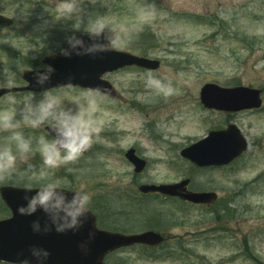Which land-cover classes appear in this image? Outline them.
<instances>
[{"label": "rangeland", "instance_id": "374dc122", "mask_svg": "<svg viewBox=\"0 0 264 264\" xmlns=\"http://www.w3.org/2000/svg\"><path fill=\"white\" fill-rule=\"evenodd\" d=\"M55 3L0 0V14L15 21L13 28H0V87L7 86L5 74L12 76V87L23 86L24 70L66 46L72 22L55 20ZM84 7L128 34L123 50L160 60L162 67L155 73L127 69L107 75L122 102L83 89L53 91L66 103L84 106L86 94H97L92 118L100 129L92 151L69 165L72 172L62 167L57 175L91 193V206L108 228L123 229L119 220H134V206L141 202L185 222L168 228L178 238L162 249L122 250L110 255L107 264H264V113L239 118L252 147L236 165L199 170L180 156L187 144L225 125V116L206 112L200 103L205 84L264 86V0H85ZM38 35L45 38L36 39ZM136 36L139 42L133 40ZM251 38L260 42L255 49ZM148 74L157 81L153 87L146 86ZM29 95H9L0 112L13 106L12 98L19 104ZM131 147L149 159L141 177L124 156ZM29 161L38 165L41 158L36 154ZM185 178L219 195L220 220H213L212 211L162 196L145 198L139 191L144 183ZM5 184L25 187L20 182L0 187ZM8 213L0 200V218Z\"/></svg>", "mask_w": 264, "mask_h": 264}, {"label": "clouds", "instance_id": "9594fccd", "mask_svg": "<svg viewBox=\"0 0 264 264\" xmlns=\"http://www.w3.org/2000/svg\"><path fill=\"white\" fill-rule=\"evenodd\" d=\"M84 4L85 0H56L55 20L72 22L70 34L65 37L66 46L59 48L58 55L95 57L127 45L126 32L118 33L102 16L87 12ZM32 72L35 85L41 90L19 104L12 98L13 106L0 112V184L25 185L24 203L18 206L17 213L25 217L41 213L31 222L34 234L78 232L92 211L91 193L83 185L74 186L65 176L57 175V170L63 167L72 172L69 165L80 160L98 141L100 129L92 118L98 96L86 94V106L66 103L46 87L56 72L53 65L40 63L33 66ZM2 79L9 88L13 86L10 74ZM145 82L148 87L157 84L151 74ZM34 130L39 134L34 136ZM36 154L41 158L38 165L29 161ZM94 235L89 232L87 239L80 242L82 253H88ZM50 257L47 248L33 244L14 264H50ZM0 264L6 262L0 259Z\"/></svg>", "mask_w": 264, "mask_h": 264}, {"label": "water", "instance_id": "95a60500", "mask_svg": "<svg viewBox=\"0 0 264 264\" xmlns=\"http://www.w3.org/2000/svg\"><path fill=\"white\" fill-rule=\"evenodd\" d=\"M13 24L12 19L0 15L1 27H12ZM43 63L51 64L56 69L51 82L46 86L50 91L74 87L95 91L114 99L120 98V94L104 79L107 74L131 67L156 71L161 64L157 60L138 57L116 49L95 57L74 55L66 58L56 53L45 58ZM33 76L32 71L24 73L23 80L28 83L26 87L0 88V99L11 92L40 91ZM201 101L206 108L224 112H239L259 108L261 105L258 91L244 87L223 88L215 84L206 85L202 89ZM246 148L247 143L239 130L230 126L227 131L212 132L207 139L185 149L182 156L198 167H224L230 165ZM126 158L135 167L136 174L145 168V162L136 156L135 150H129ZM187 185L188 181L170 186H144L141 191L145 194L159 192L194 204L211 205L216 202L215 194L191 193L187 191ZM25 193L26 189L12 187L1 189V197L12 214L11 218L0 221V259L6 264H14L20 254H27L28 247L33 244L50 251V264H105V257L118 249L135 244L158 246L164 242V238L154 232L128 236L98 230L96 218L92 213L78 232L60 234L53 231L47 235L34 234L31 222L41 213L32 217L20 216L17 213L18 206L24 203ZM89 232L95 235L89 242L88 253L84 254L78 246L87 239Z\"/></svg>", "mask_w": 264, "mask_h": 264}, {"label": "flooded vegetation", "instance_id": "af4514ba", "mask_svg": "<svg viewBox=\"0 0 264 264\" xmlns=\"http://www.w3.org/2000/svg\"><path fill=\"white\" fill-rule=\"evenodd\" d=\"M263 44H264V41H263ZM253 46H256V41H253ZM252 88H256V89H261L262 90V94H261V98H262V100H261V107L259 109H252V110L242 111V112H239V113H224V112H219V111H216V110L204 109L206 112L216 113V114H220V115H223V116L226 117L225 125H222V126H220L219 128H216V129H222V128H224L223 126H227L230 123H236L238 125L239 118L241 116H244V115L256 116L257 114L264 113V87H262L260 85H253ZM152 135H154V134H152ZM249 142H250V139H249ZM188 145H190V144H187L186 146H188ZM137 154L139 155L140 158H142V159H144V160L147 161V168H148V166H149V159H148V157L145 154H143L140 149H137ZM143 174H145V172L139 174V177H141ZM192 183H193V181L191 180V183L189 185V189L192 190V191H195V192H199V191H210V190H206V189L194 187L192 185ZM144 184H156V183H144ZM159 184H162V183H159ZM156 195H159V194L149 193V194H146L145 196H156ZM203 207H206V206H203ZM207 208H209V207H206L205 209H207ZM99 217H97V219H99ZM177 238L178 237H176V236L170 235V239L171 240H176Z\"/></svg>", "mask_w": 264, "mask_h": 264}, {"label": "trees", "instance_id": "16d2710c", "mask_svg": "<svg viewBox=\"0 0 264 264\" xmlns=\"http://www.w3.org/2000/svg\"><path fill=\"white\" fill-rule=\"evenodd\" d=\"M139 37H140V36H138V37L136 36V37L133 38V40L139 42V39H140ZM40 38H43V39H44L45 36H44V35H43V36H42V35H38V36L36 37V39H40ZM148 41H149V42H154V38H152V39H148ZM120 48L123 49L124 47H120ZM125 49H126V48H125ZM145 53H147V52H145Z\"/></svg>", "mask_w": 264, "mask_h": 264}]
</instances>
